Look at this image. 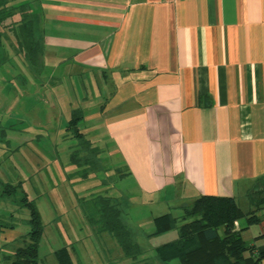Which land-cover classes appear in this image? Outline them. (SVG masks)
I'll use <instances>...</instances> for the list:
<instances>
[{
	"label": "crops",
	"instance_id": "1",
	"mask_svg": "<svg viewBox=\"0 0 264 264\" xmlns=\"http://www.w3.org/2000/svg\"><path fill=\"white\" fill-rule=\"evenodd\" d=\"M19 2L41 44L45 99L81 111L102 163L127 177L126 201L148 208L144 238L173 231L154 235L155 219L181 220L201 196L248 200L264 177V0ZM7 37L10 60L19 45ZM258 216L236 223L257 250Z\"/></svg>",
	"mask_w": 264,
	"mask_h": 264
},
{
	"label": "rangeland",
	"instance_id": "2",
	"mask_svg": "<svg viewBox=\"0 0 264 264\" xmlns=\"http://www.w3.org/2000/svg\"><path fill=\"white\" fill-rule=\"evenodd\" d=\"M40 73L23 53L9 60L0 51V225L4 227L0 264H9L4 257L29 242V206L43 227L39 264H59L56 254L61 249L68 250L71 264H166L150 244L171 242L178 238V230L153 241L144 238L152 228L147 223L148 208L136 200L126 201L121 189L127 177L108 171L100 155L91 154L94 148L68 128L75 110L68 115L64 99H58L63 109L53 97L48 103ZM53 93L59 96V91ZM80 126L85 128V122ZM252 194L247 201H237L246 213L255 210L248 206ZM107 199L120 207V221L140 252L125 253L104 229L101 207ZM174 214L179 216L177 211Z\"/></svg>",
	"mask_w": 264,
	"mask_h": 264
},
{
	"label": "trees",
	"instance_id": "3",
	"mask_svg": "<svg viewBox=\"0 0 264 264\" xmlns=\"http://www.w3.org/2000/svg\"><path fill=\"white\" fill-rule=\"evenodd\" d=\"M7 32L17 40L19 52L24 54L29 64L37 65L41 44L35 35L34 19L28 6L19 0H0V51L3 50L2 43ZM82 119L81 111L75 110L68 128L74 129L75 136L91 146L78 127ZM94 150L91 154H97ZM253 192L251 205L255 210L252 212H244L233 198L201 196L184 210L185 215L181 220L171 214L156 218L154 235L175 229L179 233L178 239L156 249L158 258L166 264H260L264 260V248L257 250L250 246L242 237L243 230L236 229V223L244 219L248 226L260 222L258 213L264 209V177L257 182ZM102 202L104 229L114 235L125 253L140 252L131 243L129 233L120 221L118 204L108 199ZM29 207L32 214L31 230L27 235L29 242L24 241V245L18 247L11 256L4 257L9 264H39V242L43 227L38 213ZM180 221L183 222L181 225ZM3 229L0 225V242ZM56 256L59 264H71L67 249H61Z\"/></svg>",
	"mask_w": 264,
	"mask_h": 264
}]
</instances>
